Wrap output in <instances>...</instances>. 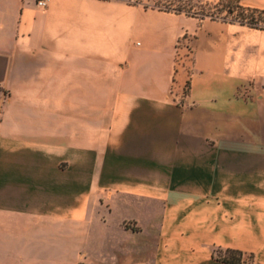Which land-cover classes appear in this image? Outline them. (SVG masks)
Segmentation results:
<instances>
[{"label":"crops","instance_id":"0c3cea01","mask_svg":"<svg viewBox=\"0 0 264 264\" xmlns=\"http://www.w3.org/2000/svg\"><path fill=\"white\" fill-rule=\"evenodd\" d=\"M183 33L188 100L170 93ZM263 83L261 28L0 0V264H264Z\"/></svg>","mask_w":264,"mask_h":264},{"label":"rangeland","instance_id":"374dc122","mask_svg":"<svg viewBox=\"0 0 264 264\" xmlns=\"http://www.w3.org/2000/svg\"><path fill=\"white\" fill-rule=\"evenodd\" d=\"M128 4H143L146 8H151L161 11H170L173 13H183L189 18H208L214 21H231L238 11H234L231 15L227 14L230 3L234 0H123ZM258 28L264 27L262 18L256 16ZM188 33H183L182 35ZM181 35V36H182ZM191 37L190 35H188Z\"/></svg>","mask_w":264,"mask_h":264},{"label":"built area","instance_id":"2783aa9c","mask_svg":"<svg viewBox=\"0 0 264 264\" xmlns=\"http://www.w3.org/2000/svg\"><path fill=\"white\" fill-rule=\"evenodd\" d=\"M48 0H37V5L39 9L46 8ZM192 47H191V37L184 34L178 38L173 49V81L171 86V95L176 94L180 91L182 99H189L190 83L192 78ZM183 76L182 82H179V76ZM255 86L253 84H248L247 86H242L238 90V97L243 99H248L251 96ZM261 90L264 91V83L261 84ZM190 105L193 103H189Z\"/></svg>","mask_w":264,"mask_h":264},{"label":"trees","instance_id":"16d2710c","mask_svg":"<svg viewBox=\"0 0 264 264\" xmlns=\"http://www.w3.org/2000/svg\"><path fill=\"white\" fill-rule=\"evenodd\" d=\"M230 4L232 7L229 8V12H227V14L231 15L235 10L238 12L235 17L229 21V23H239L248 27L258 28V20L256 16L264 17V11L248 10L240 6L238 0H234V2ZM262 19L264 21V18ZM261 29H264V27ZM241 257L242 254L239 252L226 251L224 254L219 253L217 259H219L223 264H242Z\"/></svg>","mask_w":264,"mask_h":264}]
</instances>
